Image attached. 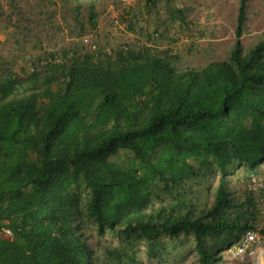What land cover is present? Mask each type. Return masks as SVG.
<instances>
[{
  "label": "trees",
  "instance_id": "1",
  "mask_svg": "<svg viewBox=\"0 0 264 264\" xmlns=\"http://www.w3.org/2000/svg\"><path fill=\"white\" fill-rule=\"evenodd\" d=\"M246 6L239 0L228 58L200 67L138 44L102 57L82 36L1 65L0 230L11 236H0V264H97L83 217L124 244L105 264L133 262L127 250L140 241L161 257L162 238L181 235L199 264H216L254 229V199L236 202L226 183L233 166L250 176L264 164V40L243 52ZM213 172L224 185L206 206L200 186Z\"/></svg>",
  "mask_w": 264,
  "mask_h": 264
},
{
  "label": "rangeland",
  "instance_id": "2",
  "mask_svg": "<svg viewBox=\"0 0 264 264\" xmlns=\"http://www.w3.org/2000/svg\"><path fill=\"white\" fill-rule=\"evenodd\" d=\"M239 0H133L120 5L119 0H0V67L22 66L41 52L59 51L80 45V37L90 36L100 51L126 43L138 44L156 51H168L176 57L177 67H200L211 61L226 60L235 41ZM97 13L96 25L88 22L89 10ZM184 15L179 20L176 13ZM120 15L115 29L111 16ZM245 23L239 39L243 52L264 40V0H247ZM175 59H173L174 61ZM261 172H264V164ZM244 165L233 166L226 183L236 202L250 196L242 188L247 178ZM224 185L217 172L210 173L202 187V200L210 206L218 188ZM80 230L97 257V264L114 261V249L124 244L110 232L102 236L86 218L79 220ZM256 231L264 230V215L255 213ZM224 235H218L208 249L221 246ZM162 240L167 250L161 257L150 258L144 242H137L120 264H199L191 237ZM183 242H179L182 241ZM224 249V248H223ZM223 249L218 251L219 254Z\"/></svg>",
  "mask_w": 264,
  "mask_h": 264
},
{
  "label": "built area",
  "instance_id": "3",
  "mask_svg": "<svg viewBox=\"0 0 264 264\" xmlns=\"http://www.w3.org/2000/svg\"><path fill=\"white\" fill-rule=\"evenodd\" d=\"M119 2L120 5L126 6L131 4L133 0H119ZM111 20L115 29L120 27L121 18L118 13L112 15ZM81 39L90 51L94 53L100 51L96 42L90 36L84 35ZM100 52L104 57L110 54L111 49ZM242 188L247 194L256 196L254 202L257 210L259 214L264 215V172L248 176L243 181ZM0 236L8 238L11 236V232L6 228H2ZM218 255L220 258L216 264H264V234L256 230H247L238 237L233 245L224 248Z\"/></svg>",
  "mask_w": 264,
  "mask_h": 264
}]
</instances>
